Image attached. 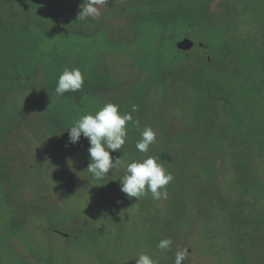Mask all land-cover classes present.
Here are the masks:
<instances>
[{
  "label": "rangeland",
  "instance_id": "rangeland-1",
  "mask_svg": "<svg viewBox=\"0 0 264 264\" xmlns=\"http://www.w3.org/2000/svg\"><path fill=\"white\" fill-rule=\"evenodd\" d=\"M82 4L0 0V264H175L184 249L183 264H264V0H107L83 21ZM65 67L85 82L57 96ZM108 102L132 120L98 180L68 129ZM145 155L173 175L166 198L121 191Z\"/></svg>",
  "mask_w": 264,
  "mask_h": 264
},
{
  "label": "clouds",
  "instance_id": "clouds-1",
  "mask_svg": "<svg viewBox=\"0 0 264 264\" xmlns=\"http://www.w3.org/2000/svg\"><path fill=\"white\" fill-rule=\"evenodd\" d=\"M107 3V0H83V6L77 19L86 20L89 17H98V6ZM84 76L79 68H67L58 77L55 94L62 96L68 92H77L84 85ZM132 120L129 113L121 114L119 105L108 102L103 104L94 114L86 113L75 120L68 129L70 143L75 144L81 135L87 138L90 163L87 170L96 179H103L109 171L122 164L119 158H114L110 152L118 151L125 145L127 139V124ZM140 140L136 142V149L147 154L150 145L156 140V133L150 126H146L140 133ZM125 174L120 180V188L128 197L139 199L151 193L152 199L159 200L167 197L166 186L173 180V175L159 162L157 156L145 155L134 158L126 163ZM172 244L171 239L159 241L160 250H168ZM187 255V250L176 252L175 264H182ZM135 264H156L153 258L141 253Z\"/></svg>",
  "mask_w": 264,
  "mask_h": 264
},
{
  "label": "trees",
  "instance_id": "trees-1",
  "mask_svg": "<svg viewBox=\"0 0 264 264\" xmlns=\"http://www.w3.org/2000/svg\"><path fill=\"white\" fill-rule=\"evenodd\" d=\"M179 6L177 5H173L172 7H170V12H177L176 10L178 9ZM180 8V7H179ZM169 11V10H168ZM166 10V12H168ZM189 37V35H186ZM185 36V37H186ZM184 37V38H185ZM190 39V38H189ZM181 42V41H180ZM62 126V125H61ZM54 136H52L53 138H62L63 136H65L66 132L64 131V126H62V128H60V126H53V133H52ZM52 144H60L59 142H52ZM0 169L3 170V165L0 163ZM6 168H4V171L6 173H3L5 175H8V180H12L14 179V173L13 171L9 170V171H6L5 170ZM2 172V171H1ZM0 172V173H1ZM183 264V263H182Z\"/></svg>",
  "mask_w": 264,
  "mask_h": 264
},
{
  "label": "water",
  "instance_id": "water-1",
  "mask_svg": "<svg viewBox=\"0 0 264 264\" xmlns=\"http://www.w3.org/2000/svg\"><path fill=\"white\" fill-rule=\"evenodd\" d=\"M179 48H185L187 50H190L194 47V43L189 39L188 36H186L181 42L177 45ZM183 263V262H182Z\"/></svg>",
  "mask_w": 264,
  "mask_h": 264
}]
</instances>
